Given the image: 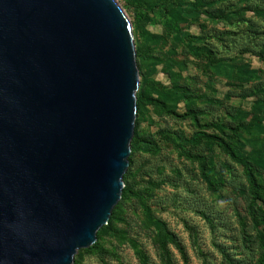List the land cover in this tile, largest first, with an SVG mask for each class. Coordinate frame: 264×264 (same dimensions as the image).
I'll use <instances>...</instances> for the list:
<instances>
[{"label": "water", "instance_id": "1", "mask_svg": "<svg viewBox=\"0 0 264 264\" xmlns=\"http://www.w3.org/2000/svg\"><path fill=\"white\" fill-rule=\"evenodd\" d=\"M140 69L118 0H0V264H73L125 187Z\"/></svg>", "mask_w": 264, "mask_h": 264}, {"label": "rangeland", "instance_id": "2", "mask_svg": "<svg viewBox=\"0 0 264 264\" xmlns=\"http://www.w3.org/2000/svg\"><path fill=\"white\" fill-rule=\"evenodd\" d=\"M118 1L132 24L138 12L142 13V30L134 31L133 25V32L136 48L142 45L149 51V57L141 60L144 73L140 74L138 91L144 88L157 97L163 87L182 84L189 88V95L176 101L173 98L177 93L171 99L161 96L179 115L150 104L139 106L136 120L141 132L156 137L160 144L158 153L136 156L135 191L143 190L141 196L132 194L115 221L116 231H102L103 241L99 246L80 249L73 264H204L205 259L210 264H232L234 261L230 258L260 264L261 249L252 242L256 232L250 218L245 220L248 231L254 232L250 241L242 239L240 233L243 223L237 213L247 216V201L233 187V180H237V170L243 171L241 164L234 162L233 171L228 169L224 152L216 145L208 146L205 151L213 160L211 166L226 178L223 186L212 189L203 179L197 163L181 156L176 147L164 139L162 130H175L190 137L196 127L190 117L183 115L189 106L203 110V122L231 120L228 109L236 113L251 110L255 99L251 95L252 83L240 90L232 87L227 76L216 68L212 75L206 74L202 70L206 60L202 59L199 49L208 43L225 66L263 68L264 61L258 53L264 50V35L255 36L259 27L264 30V17L248 10L250 7L245 0H220L215 7L226 13L220 16L217 10L215 17L200 13L199 21L191 15L187 17L184 7L174 4L159 6L155 3L157 0ZM139 1L142 9L137 6ZM230 11L237 16L229 19ZM190 37L196 42H190ZM207 130L212 131L211 127ZM247 136L250 143L242 153L251 156L256 152L253 158L264 159V135ZM259 162L264 175V160ZM141 199L181 242L182 249L168 243L171 263L166 261L158 230ZM217 244L231 257L225 256Z\"/></svg>", "mask_w": 264, "mask_h": 264}, {"label": "trees", "instance_id": "3", "mask_svg": "<svg viewBox=\"0 0 264 264\" xmlns=\"http://www.w3.org/2000/svg\"><path fill=\"white\" fill-rule=\"evenodd\" d=\"M245 1L250 7L248 10H252L256 15L264 17V0H261L260 3H255V0ZM155 3L159 6H169L174 4L177 7H184L183 11L185 15L187 17L188 15H191L192 18L198 21L200 20L198 18L200 13H209L212 15L211 17H215L217 10L220 11V16H222L225 11L220 7H215V4L220 3V0H157ZM142 5L143 4L140 1L137 2V6L140 9H142ZM230 13L231 16L229 19L237 16L233 11H230ZM133 25L134 31L138 30V32H140L142 30V13L138 12L136 19L133 21ZM226 33L229 34V31L227 30ZM262 35H264V30L259 27L255 38H260ZM189 41L193 43L196 42L192 37L189 38ZM199 51L202 53V59L206 60V62L202 64V70L206 74L212 75L214 73L213 69L216 68L220 74H225L227 76L232 87L240 90H244L247 84L252 83L251 95H253L255 99L251 103V110L245 113H240V111L236 113L234 111L232 112V109H228V114L231 116V120L229 119L226 122H215L214 120L211 122H203V110L195 106H189L183 115L185 118L190 117L196 127L191 136L187 137L175 130L163 129V137L168 143H172L176 147L181 156L197 163L198 168L202 171L203 179L209 183V186L212 189L217 190L219 186H223V183L226 182V178L221 171L217 172L215 168L211 166L213 160L205 151L208 146L216 145L224 152L226 155L224 164L227 165L228 169L233 171V168L235 167L234 162H239V164H241L243 171L237 170V180H233V187L247 201V216L242 217L241 214L237 213L240 217V222L243 223V226L240 229L242 237H240L244 240L250 241L251 236L256 232L254 235L255 240L252 242L261 249L258 262L264 264V175L262 174V163L259 162L264 159L259 158V160L255 157L253 158V156L256 155V152L252 153L251 156H246L242 153L244 147L250 143L247 134L264 135V67L255 69L246 65L233 66V64H231L225 66L221 63L222 59L217 57L214 48L208 43H204ZM258 54H260L264 61V50ZM148 57L149 51L142 45H138L137 58L140 74L144 73L141 67V60H145ZM188 92L189 88L187 86L177 84L174 87H163L160 95L156 97L150 92H145L144 88H140L137 92L138 109L142 104H150L162 107L173 113V115H179L169 106V103L164 97L171 99L174 97L173 95L177 93V97L173 98V100L176 101L178 98L187 97L189 95ZM163 95L164 97H161ZM210 127L212 131L207 130ZM159 150L160 144L157 138L142 133L140 130V124L136 120L135 134L132 140V151L129 158L130 165L124 175L125 187L123 189L122 197L119 203L115 206L108 224L104 225L98 231L97 241L91 246V248L98 247L99 243L103 241V235H101L102 231H116L114 226L115 221L120 218V212L131 195L135 194L141 196L143 190L138 189L135 191L136 186L134 177L137 160L136 156L142 153L156 154ZM149 182H153V180ZM141 201L149 219L158 230L157 237L166 256V261L171 263L172 256L168 243L172 242L182 249L181 242L179 241L178 236L168 228L166 222L161 218L155 217L150 212L149 206L145 204L142 199ZM203 214L209 220L210 217L207 216L205 211ZM247 218H250L254 226V232L248 231V226L245 224ZM217 246L222 250L225 256L231 257L226 250H223L224 248L221 244H217ZM230 260L234 261L232 264H248L246 262L244 263L243 260H235V258H230ZM204 264H210V262L205 259Z\"/></svg>", "mask_w": 264, "mask_h": 264}]
</instances>
